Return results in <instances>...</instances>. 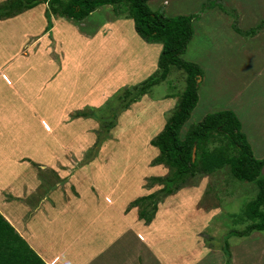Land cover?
<instances>
[{
    "label": "rangeland",
    "instance_id": "374dc122",
    "mask_svg": "<svg viewBox=\"0 0 264 264\" xmlns=\"http://www.w3.org/2000/svg\"><path fill=\"white\" fill-rule=\"evenodd\" d=\"M149 6L170 17L196 15L193 36L181 57L198 64L202 77L199 79L198 101L183 125L182 133L207 113L229 109L237 116L240 130L246 136L253 155L264 158V46H260L259 56L253 55V59H249L248 53L253 54V49L258 48L257 43L248 40L250 36L234 31L233 27L234 21L241 30L256 26L264 18V0H150ZM113 9L112 5H103L79 23L59 17L69 25L60 34L66 36L64 44L67 49H73L70 53L74 55H69L65 62L70 65L65 67L68 68L65 71L68 101L71 95L84 101L93 97L97 108L83 106L72 110L69 106L68 120L82 119L67 128L71 149L59 152L55 147L56 155L51 156L53 166L58 169L64 168L60 167L62 165L67 166V175L59 179L54 174L46 179L48 182L43 187L47 190L59 183L60 189L56 191H63V183L68 181L67 194H77L75 188L78 185L84 208L71 201L65 206L64 200L54 205L58 210H51L49 215L44 213V209L49 212L51 208L43 205L40 210L43 218H37L38 214L32 216L36 197L21 198L23 202L3 206L4 210L9 209V222L17 232L18 229L22 232L21 236L33 249L53 251L48 259L50 264H90L92 259L96 264H116L118 261L123 264H137L138 261L139 264H224L226 258L222 247L225 237L229 231L241 230L250 223L243 218L242 211L255 197L257 187L252 182L235 179L224 164L210 174L185 176L175 192L159 198L150 223L139 217V210L142 207L149 210L151 202L134 204L133 201L162 187L153 177L171 174L167 165L154 163L158 149L151 145L150 140L172 114L185 87L186 73L171 67L164 81L126 106L125 101L129 98L125 97L126 90L134 91L135 86L158 70L161 43L144 41L135 32L130 18L116 21L113 37L106 45L86 42L71 30L76 28L92 35L102 22L117 18ZM16 15L0 18V56L4 60L25 46L29 50L30 38L39 33L42 23L39 12L34 13L29 17L33 24H29L31 31L17 38L19 33L11 32L12 27L18 26L13 24L17 19H8ZM40 16L43 25L46 24L44 13ZM24 22L20 19V23ZM263 41L264 35L261 45ZM244 44L248 47L241 48ZM244 53L250 57L247 59ZM50 54L52 57L57 54L63 56L58 50H52ZM56 64L52 69L53 75L60 69V63ZM241 64L244 71H241ZM60 76L63 77V68ZM49 111L51 117L58 120L60 110L55 103ZM111 122L113 126L108 128L107 124ZM87 128L93 131L94 137L87 150L79 156L73 148L83 143L82 136L86 135ZM51 134L53 131H47L44 140L51 139ZM220 143H210L209 148ZM101 149L105 150L103 156L89 167L90 161L101 154ZM82 164L87 166L83 174L77 175ZM25 203L29 207L23 208ZM60 207L67 208L61 219L57 216ZM44 215L51 222H45ZM44 223L51 227L47 228ZM143 228L151 231L149 244L138 234L140 230L143 234ZM63 235L70 241L63 242ZM110 237L115 238L112 243L107 242ZM90 238L96 239L94 246L92 242L88 245ZM226 238L234 257L233 249L239 253L240 250L248 252L238 254L243 264H264V231ZM125 241H128L130 253L127 254L126 249L123 255ZM63 243L67 244V249L63 253L55 252L54 249Z\"/></svg>",
    "mask_w": 264,
    "mask_h": 264
},
{
    "label": "trees",
    "instance_id": "16d2710c",
    "mask_svg": "<svg viewBox=\"0 0 264 264\" xmlns=\"http://www.w3.org/2000/svg\"><path fill=\"white\" fill-rule=\"evenodd\" d=\"M149 1L4 0L0 3V18L16 15L45 3L47 31L52 26L51 15L79 23L103 5H112L117 16L132 19L135 32L146 42L161 43V50L157 59L158 70L135 86L134 91L126 90L125 97H129L125 101L126 106L139 100L138 98L146 94L155 84L164 81L171 67L186 73L185 87L179 95L172 114L163 128L150 140L151 145L158 149L154 163L167 165L171 169V174L153 177L162 184V187L133 201L134 204L151 202L149 210L143 207L139 210V217L150 223L159 198L175 192L177 185L185 176L210 174L225 164L235 179L240 182H252L257 187L255 197L246 203L242 211L243 218L250 223L241 230L229 231L226 237L248 236L254 231H264V158H256L253 155L246 136L240 130V122L235 113L229 109L207 113L182 133L183 125L198 101L197 91L201 81L199 79L202 77L198 64L181 57L193 36V22L196 15L170 17L163 11L152 10ZM233 15L235 16L234 13ZM233 27L234 31L240 34L253 36L264 30V18L256 26L246 30H241L235 21ZM112 126V122L107 124L108 128ZM219 141L222 143L215 144L212 149L209 148L210 143ZM226 237L222 247L226 258L224 264H232ZM0 264H47L1 213Z\"/></svg>",
    "mask_w": 264,
    "mask_h": 264
},
{
    "label": "crops",
    "instance_id": "0c3cea01",
    "mask_svg": "<svg viewBox=\"0 0 264 264\" xmlns=\"http://www.w3.org/2000/svg\"><path fill=\"white\" fill-rule=\"evenodd\" d=\"M45 9L46 4L41 3L31 9H27L19 13L14 17L8 18L17 19V21L13 24L18 26L11 28L12 33H19L17 38H22L31 31L29 24H31V26H33V24L29 17L34 13L39 12L40 21H42V23L40 24L38 30L39 33L30 38L29 45L31 47L29 50H26L27 47L25 46L20 52L14 54V56H7L5 60L3 56H0V213L8 221H10V215L7 214L9 209L4 210L3 206H8L12 203H17L20 201L23 202L21 198L26 199L28 197H36V201H34L36 203L33 205L35 207H32L34 213H31L33 214L32 216H36V214H38L39 216L37 218H43L40 212L43 205L51 208L49 209V212H47L48 210L44 209V213L46 212L48 215L51 210H53V212L58 210V208L55 210V207L53 206H56V204L59 202L63 203L64 200L65 206L67 205L68 201H71L76 203V205L83 207V198H81L82 195L80 196L78 194L77 190L79 186L75 183L74 184L77 186V188H75L77 194H67L69 191L68 190L66 192L68 181L65 184L63 183V191L59 190L61 186L59 183H56L51 189L48 188L46 190L43 187L48 182L47 180L52 178L54 174L55 178L57 176L59 179H63L67 175V169L65 168L67 166H60L64 167L62 169H58L57 166H53L51 162V156L52 154L56 155L55 147L59 152H62L63 150L68 151V149H71L69 145V132L67 128H69L71 123L73 124L82 119V117H77L68 120V114L70 112L68 111L69 106L72 110L75 108L81 109L83 106L97 108L95 107V103L97 102L95 99H93V97L87 98L88 100L84 101L83 99L77 100L74 95H71V100L68 101L69 96L68 88L66 86L65 72L68 70V68L65 67H69L70 65L67 66L65 62L69 55H73L70 53V51L73 49H67L66 45L64 44L67 38L65 35L60 33L65 27L69 25L61 21L59 19L60 16L51 15L52 26L49 31H45L47 22L43 25V20L40 16V13H44L45 15ZM116 17L117 18L115 19H109L107 22H102V24L97 27L92 35L79 30L77 31L76 28H71V30L75 31L76 36L79 38L81 37V39L86 42L93 41L98 42V45H106V43L111 41L113 37V29L115 27L114 25L116 21L118 19H121L120 21H122V19H128L122 16ZM20 19H23L25 22L20 23ZM122 25L123 24H119V26ZM42 26H44V28ZM263 35L264 31L256 33L255 35L247 38L248 40H252L253 43H257L258 48L253 49L252 55L250 52L248 53V55L251 57L246 53H244V57L247 58L248 56L250 57L249 59H253V55H260V46H264V41L262 45L260 44ZM240 40L241 37L239 36L238 44H240ZM32 47L36 48L31 50ZM246 47L248 46L244 44L241 48ZM52 50H58L60 53H63V56L57 54L56 56L58 58H56V56L52 57V53L50 54ZM24 56H29V58H24ZM78 56H82V54H79ZM56 62L60 63V69H58L56 74L53 75L52 69L54 68V65H57ZM242 64L241 71H244V69H242ZM62 68L63 77L60 76ZM96 72L99 75L98 71ZM256 73L258 74L259 70H257ZM34 95L39 97V99ZM53 103H55L60 110L58 120L51 117L50 115L49 110ZM46 126H48V128ZM50 130L53 131V135L51 134L50 137L51 139L44 140V138H46L47 131L49 133ZM93 137V131L87 128L86 135L82 136L83 143L80 144L79 147L75 146L73 148L76 151L75 153L79 154V156H82L83 152L86 151L90 146V143H92ZM104 152L105 150L101 149V154L90 161L89 167H91L92 164L99 162V159L103 156ZM46 154L48 156H46ZM86 166L87 165L82 164V166L78 167L76 172L77 175L83 174L82 172ZM39 173L41 174L36 175ZM75 176H73V178H75ZM57 188L59 189L56 191ZM110 192H112V190ZM25 206H28V204L25 203L23 208H25ZM116 207L119 208L118 206ZM76 210L78 209L76 208ZM66 211L67 208L62 209V207H60L57 216H59L61 219V216H63ZM75 213L77 212L75 211ZM46 217L48 216L44 215L45 222H51V219H46ZM52 221H54V218H52ZM44 225L47 228L51 227L50 224L44 223ZM18 233L22 235V232L19 229ZM138 234L139 236H143L145 241L147 240L149 244L148 239H151L152 237L150 229L143 228V234L141 233V230L138 231ZM114 237L116 236L114 235ZM114 237H110L109 241L107 242L112 243L115 239ZM64 240L70 241L66 235H63L62 237L63 242ZM94 240L96 239H88L87 241H90L88 245H91L92 242V246H94ZM125 243V248L122 250L123 255L126 252V249L127 254L130 253L129 246H127L128 241H125ZM63 244L64 245L57 246V248L54 249L56 250L55 252L63 253L67 249V244ZM44 246L46 249L47 246ZM34 250L47 264H50L48 259H50L49 256L50 253L53 252L52 250L48 251V249H43L44 251H40L39 249L35 248ZM233 250L236 257L231 254V263L243 264L241 256L238 254H247L248 252L245 250H240L239 253L238 250ZM120 257L122 256H118V258ZM114 258H116V256H114ZM108 259L110 260V258ZM104 261H106V259H104ZM96 263L97 262L93 259L90 261V264ZM116 264L123 263L118 261ZM137 264H139V261Z\"/></svg>",
    "mask_w": 264,
    "mask_h": 264
}]
</instances>
